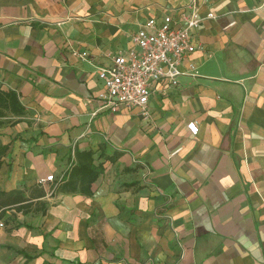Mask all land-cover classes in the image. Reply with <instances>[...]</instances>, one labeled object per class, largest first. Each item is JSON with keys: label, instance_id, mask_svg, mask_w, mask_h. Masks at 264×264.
<instances>
[{"label": "crops", "instance_id": "1", "mask_svg": "<svg viewBox=\"0 0 264 264\" xmlns=\"http://www.w3.org/2000/svg\"><path fill=\"white\" fill-rule=\"evenodd\" d=\"M192 6L196 76L103 108L98 69ZM0 93V264H264V0H0Z\"/></svg>", "mask_w": 264, "mask_h": 264}, {"label": "built area", "instance_id": "2", "mask_svg": "<svg viewBox=\"0 0 264 264\" xmlns=\"http://www.w3.org/2000/svg\"><path fill=\"white\" fill-rule=\"evenodd\" d=\"M200 21L197 9L192 6L176 21L166 15L159 25L155 19L141 25L129 36L132 47L116 55L109 67L98 69V78L104 86V92L99 95L102 107L112 112L120 107L137 110L143 118H148V99L161 83L177 87L180 76H196L193 65H189V71L180 67L197 48L192 33ZM84 56L83 53L80 58ZM186 129L191 135L198 132L195 122L186 124ZM45 181H53V176L39 182Z\"/></svg>", "mask_w": 264, "mask_h": 264}, {"label": "trees", "instance_id": "3", "mask_svg": "<svg viewBox=\"0 0 264 264\" xmlns=\"http://www.w3.org/2000/svg\"><path fill=\"white\" fill-rule=\"evenodd\" d=\"M14 103V98L8 94L0 93V108L12 109ZM1 114V113H0ZM4 152V147H0V157ZM6 196L4 193H0V206L10 205L13 204V199L1 200ZM16 201V200H15Z\"/></svg>", "mask_w": 264, "mask_h": 264}]
</instances>
